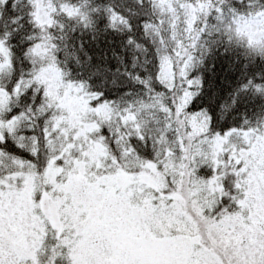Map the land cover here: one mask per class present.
I'll use <instances>...</instances> for the list:
<instances>
[{
    "label": "snow or ice",
    "instance_id": "snow-or-ice-1",
    "mask_svg": "<svg viewBox=\"0 0 264 264\" xmlns=\"http://www.w3.org/2000/svg\"><path fill=\"white\" fill-rule=\"evenodd\" d=\"M0 264H264V0H0Z\"/></svg>",
    "mask_w": 264,
    "mask_h": 264
}]
</instances>
